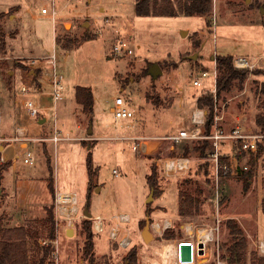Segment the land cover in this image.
<instances>
[{
    "label": "rangeland",
    "instance_id": "obj_1",
    "mask_svg": "<svg viewBox=\"0 0 264 264\" xmlns=\"http://www.w3.org/2000/svg\"><path fill=\"white\" fill-rule=\"evenodd\" d=\"M52 1L0 0V12L21 4L20 8L14 6L0 13L6 42L5 49H0V100L6 93L17 96L19 123L26 124L30 134L50 136L56 126L62 135L69 133L73 137L56 143L52 140L38 143L32 165L24 163L23 153L17 160L20 170L49 177L47 157H50L58 186L56 194L74 191L78 197L80 209L71 220L54 218L55 240L49 243L52 244L50 260L54 264H89L83 249L86 240L83 222L89 220L96 264H123L124 256L132 248L138 251V264H218L219 257L227 264H235L226 259L232 238L226 221L234 218L248 242L246 258L241 264H254V253L260 254L256 244L264 239V136L248 189L240 178L220 176L217 180L211 163L198 158L196 152L188 156L191 159L188 170L167 174L163 168L166 158L182 156L184 145L193 146L196 139L184 140L174 149L164 140L158 149L143 154L133 148L132 139L122 136L139 133L137 126L143 133L157 135L164 134L161 132L165 128V133L188 130L198 97L212 93L217 84L212 76L199 86L194 80L202 70H213L215 64L218 67L217 57L225 54H232L234 59L247 56L256 65L239 68L248 70L245 81L241 84L235 80L232 88L214 101L215 114L224 116L220 126L226 131L241 126L244 131L264 134L257 120L264 115V57L258 59L264 56V0H213V10L206 16H140L135 11L136 0H72L66 7L67 0H54L56 9L61 10L55 21L50 14L42 12L43 7L52 9ZM120 38L128 41L132 54L114 52V44ZM53 52L63 84L62 97L57 102L53 96L54 68L49 58ZM195 53H198L196 59L189 57ZM8 54L23 58L6 57ZM154 63L163 69L157 77L149 72ZM13 69L17 70L15 75L9 72ZM23 85L28 87L27 93L22 91ZM79 85L93 90L92 114L86 113L76 100ZM118 95L135 113V119L115 117L111 108ZM24 99L33 100L41 107V115H31ZM41 117L46 120L40 122ZM11 127L5 126L0 116V130H8L10 135ZM29 147L33 149L32 144ZM89 152L99 173L93 180L88 203ZM153 164L158 167V193L153 191V198L149 199L152 189L147 176ZM114 169L120 173L114 174ZM181 190L200 198L197 212L180 215ZM55 197L41 182L32 199L35 209L24 218L18 217L27 213L19 209L18 201L1 192L0 221L6 227L38 230L43 242L47 234L46 206L53 205L56 215ZM159 203L167 206V211L153 212L151 221L163 222L164 217H173L170 228L175 231V237L165 238L167 228L160 232L152 226L154 237L145 241L142 236L145 223L141 221L146 219L148 207ZM86 206L92 217L84 215ZM123 212L130 213L131 220L119 224L115 216ZM97 215L104 219L103 231L94 227ZM69 221L73 222L72 226L68 225ZM188 223L193 226V232L187 231ZM114 226L121 229L117 238L110 236ZM199 228L212 232V238L200 240ZM125 234L132 241L124 247L119 238ZM184 240L195 245L205 242V252H195L191 263L180 262L177 249ZM167 244H172L175 250L168 256L164 254ZM35 247L30 239L29 250Z\"/></svg>",
    "mask_w": 264,
    "mask_h": 264
},
{
    "label": "trees",
    "instance_id": "obj_2",
    "mask_svg": "<svg viewBox=\"0 0 264 264\" xmlns=\"http://www.w3.org/2000/svg\"><path fill=\"white\" fill-rule=\"evenodd\" d=\"M213 10V0H136L135 11L140 16H175L179 14L193 16V15H209ZM4 31L0 27V49H5L6 42L4 38ZM85 40L90 39L85 37ZM218 76H217V97L223 92L232 88L234 81L239 80L242 84L246 77L248 70H241L234 66V56L232 54L219 55L217 57ZM76 100L82 105L83 110L92 114L94 112V93L89 86H77ZM215 97L213 93L202 94L198 97L197 105L206 112L204 122V134H210L214 126L215 116ZM92 121V118H90ZM258 123L261 126V131H264V115L258 117ZM262 146L260 143V150L257 154L251 156L249 170L241 172L237 177L243 180L245 189H248L252 176L254 175V164L261 152ZM191 152H196L198 158H207L212 153V145L209 139L203 138L194 142L193 146L185 144L183 147L182 156L188 157ZM174 153L173 155H175ZM177 155V154H176ZM226 159L223 158V161ZM11 162H0V174L3 170L10 166ZM47 164L49 170L48 188L52 195L56 196L55 189V175L54 167L50 157H47ZM87 170L89 175V193L88 203L92 192L93 180L98 175L99 169L94 166L92 152L87 156ZM231 177V176H227ZM148 183L158 193V167L153 164L151 172L147 176ZM56 198V197H55ZM200 198L188 193L184 190L180 191L179 208L180 215L187 216L197 212L200 208ZM262 210L264 213V197L262 198ZM47 217L44 224L47 227L46 238L42 240L55 239V213L54 207L46 206ZM151 208L148 207V214L151 213ZM153 222V221H152ZM146 223V219L141 221V224ZM145 225V224H144ZM226 225L232 235L231 243L228 246L229 255L226 256L227 261L231 263L241 264L247 253L248 242L244 234V230L234 218H228ZM83 226L86 231V240L84 243V254L89 264H96L94 252V234L91 228V222L85 220ZM165 238H174L175 231L167 228L164 232ZM32 239L35 244V249L29 250V240ZM38 230L26 226H10L6 227L0 221V264H54L51 258L52 244H42L40 242ZM254 264H264V255L254 253ZM105 264H110L106 262ZM123 264H138V251L132 248L125 256Z\"/></svg>",
    "mask_w": 264,
    "mask_h": 264
},
{
    "label": "built area",
    "instance_id": "obj_3",
    "mask_svg": "<svg viewBox=\"0 0 264 264\" xmlns=\"http://www.w3.org/2000/svg\"><path fill=\"white\" fill-rule=\"evenodd\" d=\"M72 0H67V3L64 5L65 7L68 6V2ZM42 12L50 14L51 18L55 21L57 19V15L61 12L60 9H56L55 7V1H52V9L49 10L47 7L42 8ZM114 52L119 54H132L133 49L129 45L128 41L120 38L115 44H114ZM258 57L259 58H263ZM50 62L53 65L54 73H53V96L55 102H57L62 96L60 94L61 90L63 89L62 84V76L58 75L56 71V53L53 52L49 56ZM234 65L238 68H253L256 63L251 62L247 56H239L234 59ZM262 67L264 68V58L262 62ZM212 76L213 81L216 83L217 76H218V67L215 64L213 70H202L201 74L194 80L195 85H202L204 83V80L207 77ZM214 83V85H215ZM22 91L27 93L29 91L28 87L26 85L22 86ZM212 93L215 97V102H217V89L216 86L211 89ZM26 108L28 112L31 115L34 116H40L41 115V107L37 106L33 100L27 99L25 101ZM112 111L115 114V117L117 119H135V113L128 107L125 106V100L122 96H117L115 98L114 105L112 107ZM205 116L206 112L204 109L196 108L192 112V121L196 124L204 123L205 122ZM224 116L217 115V113L214 116V126L210 134H204V132H201L198 129H195L193 131H188L186 129H182L177 133H170L163 136L158 137H151V138H133L134 141L133 148L135 150H141L143 154H149L151 151H155L158 148H152V142L151 140H158V141H168V147L170 149H174L175 146H177L179 143H181L185 139H192V140H198L207 138L210 140L212 145V153L209 157L205 158L209 163H211L214 175L217 180H219L220 176H231V177H237L241 172L247 171L250 169L251 164V156L253 154H257L260 150V143L262 141V138L264 134L257 133V132H247L244 131L241 126H236L230 131H226L224 128L220 126L221 121L223 120ZM73 138L69 133L66 135H62L60 130L57 129L55 126L53 129V133L50 136L45 135H32L29 133V130L24 126H18L11 136H6L3 134H0V160L4 161L3 156V148L10 144H19L23 149V161L26 164L32 165L35 163V152L34 148L38 143L52 140L55 143L62 140V139H71ZM231 143L230 149H224V144L226 142ZM32 144L33 149H30L29 145ZM150 149V150H149ZM223 158L226 159L223 161ZM191 159L189 157L184 156H178V157H167L164 161L163 168L164 171L167 174L173 173L176 170H188L190 167ZM114 174L118 175L120 172L117 169H114ZM73 192L69 191H59L56 194V200H57V207H56V219H68L71 220L72 217L79 211V205H78V197L77 194H75V200L73 201L71 199V196H62V195H68ZM124 213H120L116 215L115 217L118 219V223H126L130 221V217H124ZM127 215V214H126ZM103 217L100 215L95 216L94 221V227L97 231H103L104 230V221ZM97 222H101V229L97 226ZM69 226H72L73 222H68ZM156 223L158 225L156 226ZM118 224V226H119ZM189 224V223H188ZM188 224H186V227L188 229ZM118 226H114L111 229L110 236L117 238L120 234L121 229ZM153 228L156 231L162 232V229L173 227V222L170 220L168 221L165 219L162 223L154 222L152 224ZM115 230V231H114ZM188 231V230H187ZM189 232V231H188ZM55 240V239H54ZM132 239L127 234L123 235L119 238V243L121 245L128 246L130 245ZM53 240H43L41 243L48 245L49 243H52ZM257 250L260 254L264 255V239H261L257 244ZM194 251L193 255L195 257ZM198 253V252H197ZM218 264H227L223 259L220 257L218 258Z\"/></svg>",
    "mask_w": 264,
    "mask_h": 264
},
{
    "label": "crops",
    "instance_id": "obj_4",
    "mask_svg": "<svg viewBox=\"0 0 264 264\" xmlns=\"http://www.w3.org/2000/svg\"><path fill=\"white\" fill-rule=\"evenodd\" d=\"M8 6L9 5H7V7ZM14 6H18L20 8L21 4L12 5L11 7L7 8V9L9 10L10 8H13ZM7 9L6 8L3 9L0 13L7 12ZM13 56L16 58H23V55H13ZM13 56L9 55V54L6 55V57H13ZM9 72H11V73H13V75H15L17 73V70L13 69V70H9ZM30 73H31V70H30ZM19 74H20V72H19ZM26 100L27 99H24V102H23L24 104H25ZM16 104H17V96L15 94L6 93V94H3V96L1 97V100H0V116H1L2 122L5 124V126H12L11 128H12L13 132H12V134L7 135L8 130L6 132H4L3 130L2 131L0 130V134L6 135V136H11L14 134V132L18 126H24L29 130V128L26 124L19 123V121L21 120V116L17 111V105ZM195 107L199 108L197 105V101L195 102ZM194 109L195 108H193V110ZM193 110H192V112H193ZM41 120H43V121H41ZM45 120H46V117L40 118V122H44ZM191 122H192L191 123L192 126H188V128H189L188 131H193L195 129H198L201 132H204V130H202L204 123H199V124L194 123L192 121V113H191ZM137 129H138L137 132H139V133H135V134L129 135V136H122V138H124V137L129 138V139H133V138H137V137L138 138H143V137H146V138L152 137L153 138V137L167 135L170 133H177L180 130L185 129V128H181L178 131H173V132H169V133H165L167 131V129L165 128V130L163 132H161V133H164L162 135L143 133L142 129L140 130L139 126H137ZM185 140H189V139H185ZM151 142H152V146L154 148H158L159 144L161 143V141H158V140H151ZM223 146H224V149H230L231 143L227 141ZM3 149H4L3 150L4 161H2V162H8L9 161V162H11V164L7 169H5L2 172L1 187H5V189L3 190L1 188V192H2V195H3V193H8V195L10 197H12V198L14 197V199H16L18 201L19 209H21L22 212H27V213H25V215L23 213L18 214V217H24L25 218V216L27 217L28 214L31 213L32 211H34V209H35L32 199L34 198V196L37 193V188L41 187V182L48 186V184H47L48 175H44L42 177H39L35 173L28 171L26 169L20 170V165L18 164L17 160H18V158H20L23 148L19 144H16V145L10 144V145L5 146ZM41 180H43V181H41ZM39 182H40V184H38ZM55 187L58 189L56 180H55ZM69 192H74V191H69ZM19 209L17 211H19ZM151 210L152 211L150 213V217L153 218V215H152L153 212H156V213L159 211L165 212V211H167V206H165L163 203H159L156 206L151 207ZM124 214H127L131 220L130 213L126 212ZM171 218H173V217L166 216L163 219H167V220L172 221ZM154 222L162 223L159 220H154Z\"/></svg>",
    "mask_w": 264,
    "mask_h": 264
},
{
    "label": "water",
    "instance_id": "obj_5",
    "mask_svg": "<svg viewBox=\"0 0 264 264\" xmlns=\"http://www.w3.org/2000/svg\"><path fill=\"white\" fill-rule=\"evenodd\" d=\"M189 57L196 59L198 57V53L189 55ZM149 72L153 75V77H157L160 74H162L163 69L159 63H154V64H151V66L149 67ZM153 191L154 190L152 189L149 199L153 198ZM0 193H1V174H0ZM84 215L87 217L93 216L88 206H86L84 209ZM152 224L153 223L151 221L150 214H148L146 216V223L142 229V236L145 241H149L151 238L154 237V233L151 230ZM194 251H197L198 253H204L205 252V242L199 241L197 245H195V243L189 240L180 241L178 245V254H179L180 262L182 263L193 262L194 261V255H193Z\"/></svg>",
    "mask_w": 264,
    "mask_h": 264
},
{
    "label": "bare ground",
    "instance_id": "obj_6",
    "mask_svg": "<svg viewBox=\"0 0 264 264\" xmlns=\"http://www.w3.org/2000/svg\"><path fill=\"white\" fill-rule=\"evenodd\" d=\"M62 196H71V199L74 201L75 199V194H74V192L73 193H70V194H68V195H62ZM169 221V220H168ZM158 225V223H156V226ZM97 226L100 228L101 227V223L100 222H97ZM189 232H193V230H194V228H193V226L191 225V224H188V229H187ZM198 234H199V238H200V240H203V241H207V240H209V239H211L212 237H211V234H212V232L210 233L207 229H205V228H199V230H198ZM162 249H164V248H162ZM178 250V249H177ZM173 252H175V250L173 249V247H172V244H167L166 246H165V252H164V254L166 255V256H168V255H171V254H173ZM176 257V256H175Z\"/></svg>",
    "mask_w": 264,
    "mask_h": 264
}]
</instances>
